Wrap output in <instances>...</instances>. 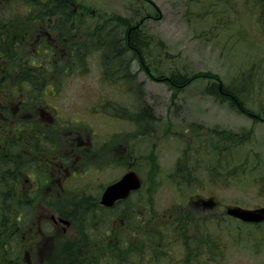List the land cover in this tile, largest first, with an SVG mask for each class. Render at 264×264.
<instances>
[{
  "label": "rangeland",
  "instance_id": "rangeland-1",
  "mask_svg": "<svg viewBox=\"0 0 264 264\" xmlns=\"http://www.w3.org/2000/svg\"><path fill=\"white\" fill-rule=\"evenodd\" d=\"M75 2L79 5L65 6L70 17L74 15V10L82 13L79 23L72 27L74 38H78V34L84 32V41H86L88 32L92 31L97 39V49L103 53L97 51L85 59H94L97 64L102 63L100 56L106 54L105 37L112 40L113 36L118 35L117 26L121 20H127L126 25L129 29L139 25L142 19L143 23L139 25L141 28L138 25L137 27L145 39L146 35L151 39V41L146 39L148 45L140 47L143 50L144 65L140 64L139 60L132 64L127 60L123 69L117 72V77L121 80H127L128 74L134 75L133 82H130L132 85L130 90L124 92L123 84L118 87H114L112 83L106 85L110 88L108 92L111 91L110 93L115 95H117L116 89L120 88L119 94L122 92L124 99L129 98L130 104V99L133 98L136 109L127 108V117L123 110L117 111L116 115L121 113L123 119H117L121 116L100 115L96 118L95 137L98 140L99 136L115 133L116 137L131 138L130 141L127 138V144L132 147L130 151L132 156L139 157L136 168L148 179L146 188L149 192L152 191L156 198L155 203L147 206L153 214L164 222L167 220L168 209L175 203L197 201L200 197L212 196L219 200L222 210L228 205L250 208L264 205V0H77ZM19 5L25 4L20 1ZM36 15L42 22L44 21L43 15ZM97 22H100L98 30L94 31L97 29ZM111 51L112 55L108 57L115 62V66L126 62L120 54L115 55L116 49ZM113 56H116L115 59ZM83 60L84 58L81 64ZM82 66L85 68V65ZM84 70L86 72L82 75L75 73L70 81L63 80L60 84L61 92L54 102L58 105L62 117L67 116L73 107L69 96L76 94L75 89L78 92L89 89H99L104 92L103 84L106 83V79L102 71L96 66L91 71L89 68ZM198 71H202L205 75H196ZM171 73H184L183 75L190 81L188 84L179 83L178 86L173 87L168 79L166 81V77ZM215 80L236 89L238 99L243 102L241 104H246L248 109L241 110L230 100L209 93L208 87ZM12 85L22 87L23 84L21 79H18ZM9 87H12L11 82ZM125 106L127 107V102ZM146 107L155 117L145 120L149 121L147 125L139 126L138 120L132 117V111H146ZM253 112L258 115L253 116ZM146 113L148 114V111ZM79 114L82 116L81 113ZM85 116L84 114L83 117L86 118ZM110 120H114V126L108 125ZM197 125L201 126L200 132ZM214 127L219 130L244 132L248 138L241 145H232L228 148H225V142L221 157L215 150L204 149L197 152L201 158L192 159L190 164L194 169L195 179L191 182L175 183L171 179L175 165L180 159L184 160L190 157V154L193 156V153H184L187 144L194 146L202 140L209 141L212 135L209 134L208 129ZM219 161H224L221 164L222 169ZM158 163L162 171L159 175ZM118 164L119 162H116L110 167L94 168L84 177L75 178L74 187L79 186L83 189L79 192L75 190L68 199L75 198L74 195L77 200L89 199L91 192L98 194L103 185L119 177L126 171V165L131 163L127 162L125 166ZM30 165L29 161L23 169L26 171ZM26 173L21 174L20 177L25 185H29V189L32 180L31 182L28 180L32 172L30 171L29 176ZM23 189L26 190V187ZM9 190L14 188L9 185L7 193ZM44 190L48 191V188ZM41 192L45 194V191L41 190ZM140 195V193L134 195L131 200L138 199ZM17 196L21 195H15L14 199ZM27 197H30L29 194ZM193 204L195 205L194 202ZM45 210L44 207L34 210V218L38 222L39 215H43L41 213ZM216 210L206 214H196H204V218L188 223L194 226L192 230L194 236H200L208 230L212 234V243L218 244L215 253L209 249H207L209 252L206 251L207 254L215 255L214 262L204 264H264V222L245 224L225 212L222 214ZM79 223L81 236L83 240L88 241V244L79 247L85 248V253L92 251L94 255L98 248H93L92 241L98 231L95 232L93 228L101 225L90 226L81 220ZM30 224L31 222H28L24 226ZM38 226H41L44 233L41 236H35V233L27 239L29 244L34 245V250L31 252L36 258L38 257L36 251L42 246V239L47 241L44 245L48 251H45L44 255H49L50 251L57 247L56 241L61 246L59 240L63 233L60 230L61 222L55 223L50 218L47 223L42 222L41 225L38 223ZM20 233L21 237L25 235V231L23 236L22 232ZM64 233L66 235H62L63 242H70L73 235L72 227H68ZM129 235L127 229V236ZM139 237L140 234L133 230L127 241L131 242L133 247L127 256L119 261L109 259L105 264H166L175 261L176 258L169 260L167 258L162 260L159 257L150 258L145 252L147 248L140 245ZM166 249L167 253H181V246L173 240L168 242ZM76 251L78 252V249ZM93 255V262L102 263L101 260L97 263ZM61 256L59 264H67L66 255ZM30 257L32 258V255ZM201 259L209 261L208 257H198V260ZM84 260L87 262V258ZM69 264H73L72 261ZM192 264L200 263L194 260Z\"/></svg>",
  "mask_w": 264,
  "mask_h": 264
},
{
  "label": "flooded vegetation",
  "instance_id": "flooded-vegetation-1",
  "mask_svg": "<svg viewBox=\"0 0 264 264\" xmlns=\"http://www.w3.org/2000/svg\"><path fill=\"white\" fill-rule=\"evenodd\" d=\"M49 3L48 1H45ZM50 4V3H49ZM68 11L65 7L57 9L56 7L33 9V8H17L13 12L16 14L12 25L16 40L12 41L14 45L9 49L12 53L10 62L27 63L35 65L36 71L32 74L22 73L23 80L27 79L28 87H3L0 88V158L10 159L19 156L22 151L27 154V159L34 161L33 167L41 166L48 176L55 177V180H65L66 176L74 173V178H82L86 173L94 168L110 167L113 163L119 162L118 165L125 166L127 164V137H116L113 135L99 136L98 140L92 135V129L96 127V122L92 119L94 114L86 115L84 118L83 91L75 89L76 94L70 95L73 107L67 116L62 117L58 105L54 100L58 99L61 92L60 84L66 78L59 76L68 75V72L58 75L52 74L50 71L42 70L38 64L57 62L58 60L65 63L81 64L82 61V39L76 40L79 47L76 51L69 41L67 33V21L73 18H67L66 15L59 19L58 14ZM78 12V10H74ZM29 13H38L41 15L48 14L41 21L39 16H30ZM55 15V16H52ZM57 16V17H56ZM58 20L63 21L58 24ZM67 20V21H66ZM70 26H74L72 23ZM81 28V25L79 26ZM79 37L82 36L80 32ZM3 50L0 49V54ZM76 54V55H75ZM6 56L0 55V60L4 61ZM81 69V66L78 67ZM18 78V74H15ZM5 81L6 76H0ZM60 79V80H61ZM66 81V80H65ZM59 85V86H56ZM95 104L104 103L108 98L102 92L92 94ZM90 108V107H89ZM82 114V116L79 113ZM9 129L12 133L10 142L12 147L9 148L8 141L4 142L5 136L3 132ZM24 145V147H22ZM20 157V156H19ZM37 161V162H36ZM14 175L19 171L18 165H14ZM127 171V165H126ZM125 171V172H126ZM12 187L18 191L19 179H13ZM75 184L53 185L38 184V192L35 200L30 201L33 205L30 211L34 216V210L38 207H44L46 210L39 215V224L44 219H53L54 214H68L65 207H71V213L74 219L91 220L96 225L105 223L107 220L114 223L108 226L96 227L105 232L101 239L102 242L107 237L113 236L116 229V206L107 208L101 203V190L97 193H90L89 199H50L52 195H60L62 189L68 188L70 192L81 191L83 188L74 187ZM88 186V185H86ZM91 186V184H90ZM89 187V186H88ZM44 190V189H47ZM85 189V188H84ZM45 191V194L41 192ZM80 195V193H79ZM80 198V197H79ZM120 205L127 207V200L119 202ZM11 209H2V217L0 218V236L3 235L4 227H7L6 236H11L12 243H6V250L13 253L12 264L19 263V219L20 205L19 198H12ZM55 208V211L52 209ZM120 210H118L119 212ZM3 212H7L8 216H4ZM54 221V220H53ZM58 223L59 221H54ZM11 228V231H9ZM61 228V227H60ZM40 234L44 233L39 226ZM109 242V241H108ZM34 249V247H33ZM110 249L98 248L97 254ZM190 257H188V260ZM1 264V263H0Z\"/></svg>",
  "mask_w": 264,
  "mask_h": 264
},
{
  "label": "trees",
  "instance_id": "trees-1",
  "mask_svg": "<svg viewBox=\"0 0 264 264\" xmlns=\"http://www.w3.org/2000/svg\"><path fill=\"white\" fill-rule=\"evenodd\" d=\"M13 1V0H10ZM20 1V0H19ZM24 3H28V6H31L30 8L35 7V4H38L39 7H43V8H47L49 6V3H46L45 0H21ZM62 3V2H61ZM34 4V5H33ZM1 7V6H0ZM57 7H60V2L57 3ZM70 7V6H68ZM2 12V9H0V13ZM66 12H62L60 14H58L59 19L61 18V16L66 15L67 18L70 17V14L68 15ZM30 16H33L32 13L29 14ZM2 17V15L0 14V18ZM3 19H6V16L2 17ZM142 20V19H141ZM141 20L139 21L141 25V23H143V21L141 22ZM67 21V20H66ZM60 21L58 20V24ZM69 22V21H68ZM100 22L96 23V27L97 29H95L94 31L98 30V24ZM119 25L117 26V28L119 29L118 31V35L113 36V39L109 40L105 37V39L107 40V42L105 43V48H106V54H104L105 57H108L111 54V50L116 49L115 55L117 56V54H120L123 57V66H125L124 64L127 63V60L129 63H135L137 60L140 61V64L144 65V61L142 60L143 58V50L140 48L142 45H148L146 42V39L148 41H151V39L148 37V35H146V39L144 38V35H142L141 31H139V28H141V26L138 27L137 25L130 27L129 29H127V20H121L120 23H118ZM0 29L1 26H0ZM1 32V31H0ZM4 33V32H3ZM91 33L93 34V32L91 31ZM96 33V32H95ZM111 36V35H110ZM93 40H89V42H91ZM144 42V43H143ZM125 52V53H124ZM116 56H113L114 59ZM138 61V62H139ZM58 64H53L52 66L54 68H56ZM64 64H60L57 66L56 71L60 72L62 71L61 66H63ZM147 67H149V65H147ZM184 74V73H183ZM181 73H171L170 76L166 77V81L168 79V81L170 82V84H172L173 87H176L179 85V83H181V85L184 84H188L190 79H188V77H186L185 75H183ZM196 75H202L204 76L205 73H202V71H198V73H196ZM134 80V75L132 74H128L127 75V88L128 90H130V87H132V85H130V82H133ZM239 90V89H238ZM208 92L217 95L219 98L222 99H228L231 101L232 104L235 105V107L246 111L248 108L246 107V104L243 105L241 103H243L241 100L238 99V94H237V90L228 86L223 85L221 82H219V80H215L213 81L209 87H208ZM131 104L129 102V99L127 100V105H132V107L134 106V108H131V110L136 109V104L135 101L132 99H130ZM146 111H148V114L146 113V111H132V117L135 120H138V122L140 123L139 126H145L148 124L149 121H145L148 120L149 117H155L154 114H152L151 110L146 107L145 108ZM260 113V112H259ZM252 115H258V113H252ZM199 129L200 132V125L196 126ZM142 128V127H141ZM209 134L212 135L211 138L209 139V141H200L197 142L196 144V148L198 147H202L205 149V151H212L215 150L219 157H221V153H223L225 148H228L232 145H241L242 142L244 140H246L248 137L247 135L243 132V133H237L235 131H231V130H219L217 127H214L212 129H208ZM215 134V135H214ZM200 135L202 136V134L200 133ZM226 142V147L224 148V143ZM24 147V145L22 146ZM195 153V149L194 151H192V147L191 145L188 146L186 148V151L184 153ZM11 158L6 160V159H0V204L2 205L3 209H11V201L12 198L14 197V194L17 192L15 191H10L9 193H7V188L9 187V185H13V179L15 180V178L17 179V175H14V169H16L14 167V165H18L19 167L18 169H20V173L23 171L22 169V165L25 166L26 163H28V159H27V154L22 151L21 154L19 156L14 155L15 158H12L13 155H10ZM193 159V156L181 160L179 162L178 168H179V172L176 173L175 175L178 176L179 180H183L186 182H191L192 178L194 177V175H192L194 169L191 168L190 164H191V160ZM198 158H195L193 160H197ZM224 162V161H223ZM223 162L219 161L220 163V169L221 168V164H223ZM211 169V167H209ZM17 173V172H16ZM19 176V175H18ZM9 177V178H8ZM22 184V180H20V186ZM21 190V189H20ZM14 192V193H13ZM21 205H20V209L22 211H24V214L20 215L21 221H20V225L24 224L27 221V211L29 208L30 203L27 201H24L23 198L20 199ZM138 203L135 202V204H133L132 207L127 208V216H135V212L136 215L139 217L140 212L142 209H140L141 207L138 206V208H133L135 206H137ZM4 213V212H3ZM192 216L194 215L193 213H191L190 211H188L186 209V206H182L179 207V211L174 214L175 217L177 218H181L180 220V225L184 226L187 222L186 216ZM4 216H8L7 214H5ZM125 216V215H123ZM180 229V228H179ZM7 232V227H4V231H3V235L0 236V245H2L3 248V252H5L6 250V241H4V237L6 236ZM147 236V235H146ZM163 239V235L159 234L156 238V248H157V252L159 250V247L161 245V241ZM144 240V238L139 237V243H141ZM86 241H80V240H76L74 243H66L64 249H63V253L66 255L68 261L67 264L70 263V261H72L73 264H79V262L81 263V260L83 259V256L79 254V252L76 251V249L80 248L79 245L80 244H85ZM22 246L24 248H27L28 246L25 245V243H22V245H20V250L21 251H25V249H22ZM128 245H127V253H128ZM20 251L19 254V262L20 264H24L26 261H28L27 256L25 253H22ZM62 257H59V260L57 261V264L60 263ZM1 262L3 264H12V255H10L7 258H4V255L2 254V260ZM46 264H51L50 262H46Z\"/></svg>",
  "mask_w": 264,
  "mask_h": 264
},
{
  "label": "water",
  "instance_id": "water-1",
  "mask_svg": "<svg viewBox=\"0 0 264 264\" xmlns=\"http://www.w3.org/2000/svg\"><path fill=\"white\" fill-rule=\"evenodd\" d=\"M140 185V179L135 172H129L127 175L116 182L108 186L103 194V202L106 204H112L118 197H124L128 195L131 189L137 188ZM228 212L234 216H237L245 221H262L264 220V206L249 209L241 206H229Z\"/></svg>",
  "mask_w": 264,
  "mask_h": 264
}]
</instances>
